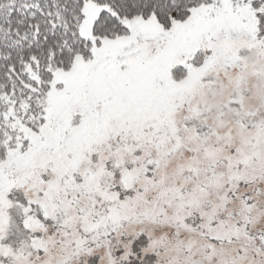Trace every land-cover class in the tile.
<instances>
[{"label":"snow or ice","instance_id":"1","mask_svg":"<svg viewBox=\"0 0 264 264\" xmlns=\"http://www.w3.org/2000/svg\"><path fill=\"white\" fill-rule=\"evenodd\" d=\"M0 264H264V0H0Z\"/></svg>","mask_w":264,"mask_h":264}]
</instances>
